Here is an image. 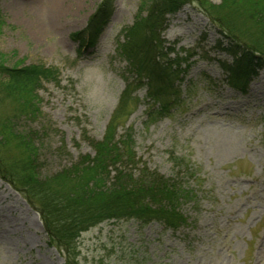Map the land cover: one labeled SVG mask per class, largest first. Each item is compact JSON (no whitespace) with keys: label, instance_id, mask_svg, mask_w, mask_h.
Returning a JSON list of instances; mask_svg holds the SVG:
<instances>
[{"label":"rangeland","instance_id":"rangeland-1","mask_svg":"<svg viewBox=\"0 0 264 264\" xmlns=\"http://www.w3.org/2000/svg\"><path fill=\"white\" fill-rule=\"evenodd\" d=\"M140 3L0 0V52L8 64L43 63L59 71L58 80H45L37 91L40 112L16 117L19 131L41 142L42 175L95 153L92 139L104 137L128 85L117 138L132 133L140 166L168 177L191 171L185 181L197 195L181 205L188 224L174 231L158 221H104L80 235L79 263L264 264V69L245 93L227 85L217 60L233 55L217 45L219 33L193 1L157 26L166 45L175 44L182 55L194 52L181 81L189 85L186 99L151 113L148 84L137 83L118 54L117 37L138 19ZM100 6L111 11L110 20L96 40L81 45L72 34L85 29ZM13 110L10 98L0 99V117ZM0 264H65L40 214L4 182Z\"/></svg>","mask_w":264,"mask_h":264},{"label":"trees","instance_id":"trees-1","mask_svg":"<svg viewBox=\"0 0 264 264\" xmlns=\"http://www.w3.org/2000/svg\"><path fill=\"white\" fill-rule=\"evenodd\" d=\"M193 1L219 33L217 45L233 55L217 60L227 85L245 93L264 69V0H223L220 5L210 0H141L138 19L121 30L117 44L118 54L127 61L136 82L149 86L151 113L168 111L169 100L186 99L189 85L183 88L181 81L194 52L186 50L182 55L175 44L166 45L157 26L167 13H177ZM110 13L100 6L87 27L72 37L81 45H90L109 22ZM58 76L57 68L43 63L8 64L0 52V99L10 98L14 105L12 114L0 117V182L10 185L40 214L48 242L59 250L65 264H80V235L104 221H158L174 231L188 224L181 205L197 195L185 181L190 168L168 177L147 164L140 166L132 133L126 131L117 138V121L127 112L129 85L104 137L92 139L95 153L82 155L55 174H41V142L19 131L16 117L38 114L39 87ZM179 159L175 165L184 167Z\"/></svg>","mask_w":264,"mask_h":264}]
</instances>
